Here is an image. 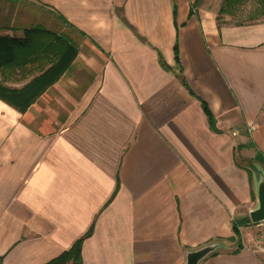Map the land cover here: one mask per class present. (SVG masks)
<instances>
[{
  "label": "crops",
  "instance_id": "crops-1",
  "mask_svg": "<svg viewBox=\"0 0 264 264\" xmlns=\"http://www.w3.org/2000/svg\"><path fill=\"white\" fill-rule=\"evenodd\" d=\"M195 1L0 0V34L40 25L78 48L24 113L0 99V264H45L91 227L84 264H179L249 217L264 0L241 23L250 0ZM239 228V252L201 264H264V222Z\"/></svg>",
  "mask_w": 264,
  "mask_h": 264
},
{
  "label": "trees",
  "instance_id": "trees-1",
  "mask_svg": "<svg viewBox=\"0 0 264 264\" xmlns=\"http://www.w3.org/2000/svg\"><path fill=\"white\" fill-rule=\"evenodd\" d=\"M197 1L199 0H196L194 5ZM245 1L224 0L221 12H232ZM262 13H264V7ZM174 53L180 79L193 93L182 75L177 43L174 46ZM77 55L78 48L66 37L40 25L26 29L21 36L0 34V99L24 113L51 85L61 78ZM164 65L167 66L165 61ZM20 82H23L20 86L9 84ZM201 101L204 111L210 122L213 123L214 117L207 102L202 98ZM247 145L250 144L239 145V147ZM252 160H256L264 166V155L261 152L257 151ZM249 172L252 175L251 169ZM243 224H251L248 216L239 224L233 225L235 235L229 240L237 243V247L233 250L234 253L239 252L242 248L239 226ZM92 232L93 227L78 238L69 249L45 264H84L82 245Z\"/></svg>",
  "mask_w": 264,
  "mask_h": 264
},
{
  "label": "water",
  "instance_id": "water-1",
  "mask_svg": "<svg viewBox=\"0 0 264 264\" xmlns=\"http://www.w3.org/2000/svg\"><path fill=\"white\" fill-rule=\"evenodd\" d=\"M252 171V190L255 204L249 209V218L253 224L264 222V166L256 160H250L247 165ZM237 247L228 239H214L197 247L186 248L183 260L179 264H201L209 256L221 252L232 251Z\"/></svg>",
  "mask_w": 264,
  "mask_h": 264
},
{
  "label": "rangeland",
  "instance_id": "rangeland-1",
  "mask_svg": "<svg viewBox=\"0 0 264 264\" xmlns=\"http://www.w3.org/2000/svg\"><path fill=\"white\" fill-rule=\"evenodd\" d=\"M260 7L259 0H250L249 2L243 4L236 12L234 17L229 18L232 22L238 23V22H247L253 17L258 16V10ZM222 17H225V15H222ZM254 225L253 223H251Z\"/></svg>",
  "mask_w": 264,
  "mask_h": 264
}]
</instances>
